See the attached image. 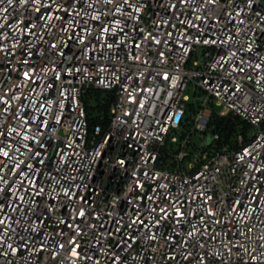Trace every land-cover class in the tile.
Masks as SVG:
<instances>
[{
	"label": "built area",
	"instance_id": "2783aa9c",
	"mask_svg": "<svg viewBox=\"0 0 264 264\" xmlns=\"http://www.w3.org/2000/svg\"><path fill=\"white\" fill-rule=\"evenodd\" d=\"M0 221V264H264V0H0Z\"/></svg>",
	"mask_w": 264,
	"mask_h": 264
},
{
	"label": "trees",
	"instance_id": "16d2710c",
	"mask_svg": "<svg viewBox=\"0 0 264 264\" xmlns=\"http://www.w3.org/2000/svg\"><path fill=\"white\" fill-rule=\"evenodd\" d=\"M113 101V94L101 91L95 92L94 95L87 97L85 103L91 126L101 124L107 127L109 125V113ZM239 123H241L239 120H233L232 118H214L213 126H216L217 132L221 134V143L228 142L233 137L236 126Z\"/></svg>",
	"mask_w": 264,
	"mask_h": 264
},
{
	"label": "rangeland",
	"instance_id": "374dc122",
	"mask_svg": "<svg viewBox=\"0 0 264 264\" xmlns=\"http://www.w3.org/2000/svg\"><path fill=\"white\" fill-rule=\"evenodd\" d=\"M189 95H190L192 98H194V88H193V87H191V89H190V91H189ZM216 110H217L219 113H221V112L223 111V107H216ZM229 140H230V139H229ZM194 143H195L197 146L200 145V141H198V140H196V139H194ZM188 150H190V149H188Z\"/></svg>",
	"mask_w": 264,
	"mask_h": 264
},
{
	"label": "water",
	"instance_id": "95a60500",
	"mask_svg": "<svg viewBox=\"0 0 264 264\" xmlns=\"http://www.w3.org/2000/svg\"><path fill=\"white\" fill-rule=\"evenodd\" d=\"M214 136H215V130H212L211 131V134H210V136L208 138V144H211L212 143V141L214 139Z\"/></svg>",
	"mask_w": 264,
	"mask_h": 264
},
{
	"label": "snow or ice",
	"instance_id": "6c2138e0",
	"mask_svg": "<svg viewBox=\"0 0 264 264\" xmlns=\"http://www.w3.org/2000/svg\"><path fill=\"white\" fill-rule=\"evenodd\" d=\"M9 3L12 2V0H8ZM179 214V213H178ZM80 215H83V213L81 212ZM0 223H2V221H0Z\"/></svg>",
	"mask_w": 264,
	"mask_h": 264
}]
</instances>
